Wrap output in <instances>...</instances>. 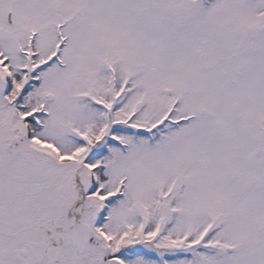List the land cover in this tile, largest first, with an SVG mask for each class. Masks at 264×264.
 <instances>
[{
    "label": "rangeland",
    "instance_id": "1",
    "mask_svg": "<svg viewBox=\"0 0 264 264\" xmlns=\"http://www.w3.org/2000/svg\"><path fill=\"white\" fill-rule=\"evenodd\" d=\"M0 221V264H264V0H0Z\"/></svg>",
    "mask_w": 264,
    "mask_h": 264
},
{
    "label": "water",
    "instance_id": "2",
    "mask_svg": "<svg viewBox=\"0 0 264 264\" xmlns=\"http://www.w3.org/2000/svg\"><path fill=\"white\" fill-rule=\"evenodd\" d=\"M9 16H10L9 19L11 21V15ZM8 150L12 153H16L18 151V148L12 146L9 147ZM90 236H91L90 228L85 223L77 221L70 228V239L72 244L77 247L78 252L84 250L85 244L90 240ZM49 260H50L49 256L45 255L44 264L49 262ZM112 264H115V262H113Z\"/></svg>",
    "mask_w": 264,
    "mask_h": 264
},
{
    "label": "flooded vegetation",
    "instance_id": "3",
    "mask_svg": "<svg viewBox=\"0 0 264 264\" xmlns=\"http://www.w3.org/2000/svg\"><path fill=\"white\" fill-rule=\"evenodd\" d=\"M5 216H8V215H5ZM6 226H7V224H4V225H2L1 224V221H0V249L1 250H3L5 253H4V255L3 256H5L6 257V254H8V251H6L7 250V244H10V242L12 241L13 242V238H12V234H9L8 232H6L7 230L5 229L6 228ZM20 231H21V228L20 229H17L16 230V232H18L17 233V240H18V238H19V236H20V238H21V233H20ZM8 239H10V240H8ZM16 240V241H17ZM61 242H62V240H61ZM3 246H4V248H3ZM16 256H19V257H21V254L19 253V255L18 254H16ZM51 260H53V259H51ZM50 261V260H49ZM6 262H8V261H6ZM6 262H4V263H6ZM14 262H15V264H21V263H19L18 261H17V259H15L14 260ZM4 263H1V264H4ZM47 264V263H46ZM51 264V263H50Z\"/></svg>",
    "mask_w": 264,
    "mask_h": 264
},
{
    "label": "trees",
    "instance_id": "4",
    "mask_svg": "<svg viewBox=\"0 0 264 264\" xmlns=\"http://www.w3.org/2000/svg\"><path fill=\"white\" fill-rule=\"evenodd\" d=\"M24 95H25V92L22 94V96L20 97V99H19V101H18V106H19V108H21L22 106H20L21 104H22V101H23V99H24ZM20 110V112L23 110V108L22 109H19ZM25 124H27V126H28V128H29V131H30V136H32L33 134H34V132L38 129V125L33 121V120H31V119H27L26 121H25ZM97 171V169H95V172ZM100 182H102V187H103V184L104 185H106V183H104V178L102 177L101 179H98V178H96L95 179V187H94V191H97V190H99L101 187L99 186V183ZM112 202L113 201H110V202H108V204H110V205H112Z\"/></svg>",
    "mask_w": 264,
    "mask_h": 264
}]
</instances>
